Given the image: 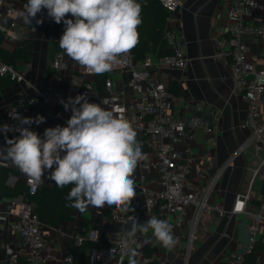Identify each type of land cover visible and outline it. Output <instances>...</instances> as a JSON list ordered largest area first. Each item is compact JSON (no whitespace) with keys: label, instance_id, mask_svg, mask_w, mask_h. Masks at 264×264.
Masks as SVG:
<instances>
[{"label":"crops","instance_id":"0c3cea01","mask_svg":"<svg viewBox=\"0 0 264 264\" xmlns=\"http://www.w3.org/2000/svg\"><path fill=\"white\" fill-rule=\"evenodd\" d=\"M11 1L16 7L27 2V0ZM229 2L230 0L182 1L178 10V31L186 41L189 66L183 71L163 67L162 72L158 75L159 79L177 97L174 105V113L177 117L186 122L201 117L215 128L213 134H207L203 129L197 128L193 131L192 136L185 140L184 147L190 148L192 152L186 155L192 158L187 186L191 189L210 191L209 203L219 206L226 214L224 216L208 213L202 215L194 249L186 258L185 252L195 221V208L189 207L184 213L176 216L173 232L174 238L178 239V244L173 250L165 249L149 231L142 234L145 238L143 247L135 248L139 252L136 259L146 255L151 257L152 261L167 264H224V257L228 251L234 250L239 242L244 245L248 243L247 217L230 213L236 195L246 189L245 182L249 180L247 165L252 168L257 164L254 159L249 161L247 156L236 155L237 150L249 135L248 131L240 128L247 115L248 105L234 93V82L226 61L229 53L228 46L224 45L220 49L221 57H216L219 50L215 46V41L227 39L220 16H224ZM37 19L43 22L37 24L36 20H32L31 24H25L15 16H5L2 19L5 27L9 28L13 22H16V26L10 30L8 39L1 38L0 46L8 51L24 47L30 52V60L20 61L17 65L26 71V79L32 84V87H28L23 82L13 81L10 86L0 89V113L15 104L24 102L28 103L25 117L34 118L37 108L35 109L31 104L38 101V92L47 93L60 88L67 89L73 75L81 73L84 69L63 55L65 66L59 73V79L54 80L51 77L54 73L52 61L55 56L51 53V48L55 44L51 37L57 23L48 17L46 9L37 15ZM258 20L264 22V11L258 14ZM14 34H21V38H14ZM0 35L2 37V34ZM177 41V39L168 41L167 47L172 51ZM249 49L248 55L258 59L260 65L264 64V45L254 41L250 44ZM108 73H110L108 77L113 79V91L122 96L126 106H130V103L137 98L136 93L128 86L131 72L117 70ZM93 96L101 101L105 96L104 87L98 89L96 86ZM101 106L108 108L103 104ZM71 115L72 112L69 108L66 111L62 127L66 126ZM17 124L21 125L19 121ZM134 129L143 151L153 158L155 156L154 148L148 145L146 137L139 129ZM6 162L9 164L8 168L15 171V175L8 176L7 186L14 187L17 183L25 184L27 176L22 174L10 161ZM198 168L203 169L202 175L197 173ZM50 171L45 170L41 187L50 188L53 186L54 181L48 179ZM157 179V172H143L138 166L135 173V198L141 206V221L139 223H145L151 216L145 207L141 185L145 184L148 189H155ZM259 190L258 186L257 191ZM10 203V198L0 196V216L7 217L6 220H0V264H18L11 260L8 246L17 253H22L26 246L24 240L13 231L12 226L17 217ZM84 218L89 221V226H84ZM122 227L125 226L109 218L108 206L104 208L90 206L84 212L74 209L68 223L60 227L44 225L42 228L46 242L57 254V261L50 264H68L65 259L71 249L78 246L76 245L77 238L88 239L87 234L90 229H98L105 235L106 240L114 241L115 233ZM261 243L264 242H260L258 245ZM146 251H148V255ZM249 262L264 264V251L261 248H256L254 254L249 257Z\"/></svg>","mask_w":264,"mask_h":264},{"label":"built area","instance_id":"2783aa9c","mask_svg":"<svg viewBox=\"0 0 264 264\" xmlns=\"http://www.w3.org/2000/svg\"><path fill=\"white\" fill-rule=\"evenodd\" d=\"M168 12L167 23L171 28L165 33L167 41L178 40L172 49V53L157 62L152 56H147L137 61L130 51L123 57V64L115 67L117 70H129L131 79L129 88L132 89L137 98L126 106L122 96L113 91V79L108 77L104 84L105 96L100 101L93 96L96 91L97 75L89 74L84 68L81 73L74 74L67 89L60 88L47 93H37L38 101L31 104L34 106L35 117H45L44 122L32 125H18L16 119L11 115L15 112L21 117L27 114L28 103L15 104L0 113V126L11 125L14 127H29L43 137L45 129L62 126L66 118V110L60 103L69 97L75 98L84 94L90 103L103 104L109 109L115 110L118 115L127 118L134 128L139 129L146 137L147 143L154 148L155 156L149 157L148 161H142L139 166L143 172L155 171L158 174L155 189H148L145 184L141 185L144 195V202L147 211L151 216L166 220L176 225V216L184 213L189 207L195 208V221L189 236L186 258L194 249V244L199 231V224L202 215L218 214L224 216L226 212L217 205L209 203L210 191L188 188L187 183L191 172L192 158L186 155L191 154L190 148H185L184 143L191 137L197 128L203 129L207 134H213L215 128L210 122L201 117H196L186 122L174 113V105L177 97L169 87L158 77L163 67L171 69L186 70L189 66V59L186 55V41L178 31V10L184 0H159ZM24 5V4H23ZM23 5L16 7L11 0H0V34L2 38L8 39L10 30L16 26L5 27L2 19L5 16H18V10ZM264 11V0H230L226 6L224 16L220 20L226 32L227 39L215 41L216 49L219 50L216 57H221L220 49L228 46L229 53L227 65L230 69L234 82V93L239 95L248 105L247 115L240 125L242 130L249 132L244 143L237 150L236 155H243L257 161V164L250 168L249 180L246 181V189L236 195L232 215H244L248 219L246 227L248 243H238L234 250L225 254L224 264H251L249 257L254 254L260 242H264V64L260 65L258 59L251 58L250 44L258 42L264 45V22L258 20V14ZM72 17L69 15L68 17ZM19 19V18H18ZM65 30L64 24H57L51 37L52 41L59 44V39ZM27 66H29L27 64ZM63 51L60 50L52 61L54 73L51 76L54 80L60 77V71L64 68ZM0 76L7 77L17 83H25L28 87L32 84L26 79V71L17 64H8L0 58ZM30 106V104H29ZM34 109V110H35ZM201 108L199 107V110ZM18 132H9L7 138L18 136ZM5 134L0 131V149L7 147ZM0 166L8 167V162L0 159ZM197 173L203 174V169L198 168ZM43 179V177H42ZM42 185V184H41ZM40 186L32 185L26 177L24 194L11 199V207L15 211L17 220L12 228L25 242V249L22 253L11 250L8 252L13 262H18L22 256L27 264H50L57 261L55 250L46 242L42 233L43 221L36 213L34 196ZM259 186L260 190L257 191ZM131 207L133 212L120 213L109 207V218L123 226L132 223L133 216L138 222L141 221L140 202L134 198ZM6 216H0V220H6ZM87 238L96 243L97 246L90 248L86 256L87 264H126L128 256H122L121 247L108 240V247L100 243V231L90 229ZM82 237L77 238L76 245L83 242ZM145 238L142 234L131 242L130 247L135 250L137 246L143 247ZM65 261L68 264H75L73 253L68 254ZM138 264H150L152 258L143 255Z\"/></svg>","mask_w":264,"mask_h":264},{"label":"clouds","instance_id":"9594fccd","mask_svg":"<svg viewBox=\"0 0 264 264\" xmlns=\"http://www.w3.org/2000/svg\"><path fill=\"white\" fill-rule=\"evenodd\" d=\"M65 30L59 39L63 55L69 57L89 74L103 75L123 64V57L138 44V28L142 23L141 5L137 0H27L17 18L25 24L36 20L42 10ZM72 18H66L68 16ZM20 39L21 34H14ZM60 103L72 115L66 126L45 129L43 137L29 127L0 126L7 147L0 149V159L10 161L28 182L40 186L45 170L56 187L73 185L67 195L69 207L80 212L90 206H108L120 213L133 212L136 197L135 173L149 156L137 140L132 123L115 110L90 103L86 95L69 97ZM21 125L44 122L45 117L11 115ZM9 132L19 135L7 138ZM63 153V155H62ZM54 169V170H53ZM151 231L155 240L171 251L177 244L173 225L155 216L132 223L115 233L113 241L121 247L128 264H138L137 250L130 247L138 233Z\"/></svg>","mask_w":264,"mask_h":264},{"label":"trees","instance_id":"16d2710c","mask_svg":"<svg viewBox=\"0 0 264 264\" xmlns=\"http://www.w3.org/2000/svg\"><path fill=\"white\" fill-rule=\"evenodd\" d=\"M141 5V19L139 31V42L131 50L137 61L145 59L147 56H152L155 60H160L172 53L171 49L167 47L168 41L165 38V33L171 28L168 26L167 17L168 12L160 3L159 0H137ZM0 35V42H1ZM61 48L55 43L51 48L52 55H56ZM30 52L24 47H17L13 51H8L0 46V58L8 64H17L20 61H29ZM53 72V71H52ZM110 73L105 72L103 75H97L96 86L98 89L104 87L105 81ZM13 81L7 77L0 76V89L10 86ZM15 175V171L8 167L0 166V196L6 198H17L24 194L26 186L23 183H17L14 187L7 186L6 182L8 176ZM73 185L58 188L55 182L52 187H41L34 196L36 203V213L43 221L44 225L50 227H60L68 223L73 215L74 208L69 207L72 201L67 199ZM84 226H89V221L84 218ZM100 243L104 247H108V242L105 235L100 232ZM97 244L84 239L80 246L72 248L70 253L75 256V264H86V253L90 248L96 247ZM264 251V243L258 245ZM148 255V251H146ZM18 264H27L25 258H20ZM150 264H167L158 261H152Z\"/></svg>","mask_w":264,"mask_h":264},{"label":"water","instance_id":"95a60500","mask_svg":"<svg viewBox=\"0 0 264 264\" xmlns=\"http://www.w3.org/2000/svg\"><path fill=\"white\" fill-rule=\"evenodd\" d=\"M113 71H117V69H113L112 71H109V72H113Z\"/></svg>","mask_w":264,"mask_h":264}]
</instances>
